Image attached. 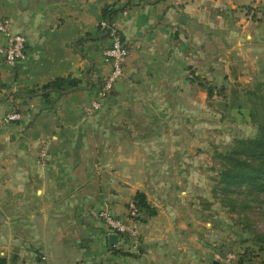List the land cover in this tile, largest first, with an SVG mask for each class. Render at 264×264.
Segmentation results:
<instances>
[{"label": "crops", "instance_id": "0c3cea01", "mask_svg": "<svg viewBox=\"0 0 264 264\" xmlns=\"http://www.w3.org/2000/svg\"><path fill=\"white\" fill-rule=\"evenodd\" d=\"M124 1L0 0L27 39L23 59L0 53V264H188L189 243L202 247L188 215L204 178L198 152L221 111L234 110L219 103L232 87L264 79V0H134L117 19L125 73L87 114L112 69L102 9ZM193 74L226 85L228 97L209 99ZM69 75L82 83L54 94V106L35 97L3 121L22 102L8 89ZM138 191L158 213L139 224L137 245L119 239L136 256L116 254L98 213L125 218Z\"/></svg>", "mask_w": 264, "mask_h": 264}, {"label": "trees", "instance_id": "16d2710c", "mask_svg": "<svg viewBox=\"0 0 264 264\" xmlns=\"http://www.w3.org/2000/svg\"><path fill=\"white\" fill-rule=\"evenodd\" d=\"M147 3H150V0H147ZM134 4V0H125L119 5L108 4L104 6L102 9L103 20L110 26H117L118 17ZM100 28L104 31L105 37L111 38L110 28H102L101 25ZM117 33L121 37L118 29ZM80 52L85 55L82 50ZM192 79L199 81L200 85L207 90L209 99L213 97L215 92L228 97L226 85L210 84L204 80L205 78L196 74H193ZM81 83V78L70 75L60 76L39 87L17 89L16 91L8 89L7 92L15 99L20 98L22 100L17 111L24 112L22 106H26L35 97L42 98L52 107L56 102L54 94L61 95L73 91L79 88ZM104 83L105 80L101 86ZM89 84H92L91 80H89ZM238 85L232 87L229 99L225 98L219 103L225 109H237L238 111L247 106L248 117L250 122L256 126V133L253 136L234 138L232 144L223 150L217 148L214 155L218 159L220 170L214 191L220 190L223 203L242 215L244 229H249L253 234L251 239L254 245L258 246V253H264V232L254 228L253 221L249 216L250 213H256V210L264 213V79L259 78L254 84L246 87ZM0 87L6 88L7 86L0 84ZM132 203L136 210L134 218L139 223L146 222L158 213L157 207L150 203L147 194L143 191L136 192L129 204V209ZM119 239L127 244H130L131 241L126 234H120ZM109 248L116 254L137 255L133 251L119 248L116 245L109 244ZM254 252H257L254 247L247 246L239 259V264H245L246 260H251ZM261 262L264 264V258Z\"/></svg>", "mask_w": 264, "mask_h": 264}, {"label": "rangeland", "instance_id": "374dc122", "mask_svg": "<svg viewBox=\"0 0 264 264\" xmlns=\"http://www.w3.org/2000/svg\"><path fill=\"white\" fill-rule=\"evenodd\" d=\"M220 116L219 122L204 133L205 149L198 152V157L202 156V165L199 167L204 173V178L199 182L197 193L192 197L191 206L193 209L197 207L198 211L188 215L189 219L198 223L197 238L202 247H198L200 251L195 252L196 243H189L188 264H239L247 246L254 247L257 252H254L252 259L246 260L245 264H262L264 253H258V246L254 245L251 239L253 234L249 229H244L242 215L223 203L220 190L214 191L220 170V164L214 155L217 148L223 150L229 147L234 138L253 136L256 126L249 120L247 106L240 111L222 110ZM255 212L249 214L253 226L264 232V213L259 210ZM130 240V243L135 242L134 245H137L139 236ZM244 258L247 259L246 256Z\"/></svg>", "mask_w": 264, "mask_h": 264}, {"label": "built area", "instance_id": "2783aa9c", "mask_svg": "<svg viewBox=\"0 0 264 264\" xmlns=\"http://www.w3.org/2000/svg\"><path fill=\"white\" fill-rule=\"evenodd\" d=\"M1 11V5H0ZM9 19L2 15L0 12V32L4 33L7 37V43L0 46V53L4 56L5 60L9 63H15L23 59L26 55L27 39L24 34L13 32L10 27ZM102 28L111 29L112 43L105 51L106 59L111 63L112 69L110 74L101 86L95 98L90 104H87L84 109L87 114L94 112L102 106L103 101L107 98L108 94L115 89L118 80L125 73V66L129 57V49L120 39L117 33V26H110L105 20L100 23ZM21 118V114L17 111L7 113L3 117L4 122H11ZM49 143L45 144L40 151V158L42 162L46 161L49 152ZM104 220L111 233L126 234L130 239L134 240L140 234L139 222L134 218L136 215L135 206L132 203L129 213L125 218H121L111 212L109 209H104L98 213Z\"/></svg>", "mask_w": 264, "mask_h": 264}, {"label": "water", "instance_id": "95a60500", "mask_svg": "<svg viewBox=\"0 0 264 264\" xmlns=\"http://www.w3.org/2000/svg\"><path fill=\"white\" fill-rule=\"evenodd\" d=\"M120 39L123 41L122 37H120ZM117 89H119V87H117ZM118 241H119V235L118 234L110 233L108 235V242L110 245H117Z\"/></svg>", "mask_w": 264, "mask_h": 264}]
</instances>
